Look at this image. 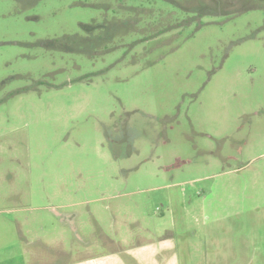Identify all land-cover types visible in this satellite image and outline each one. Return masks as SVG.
I'll return each mask as SVG.
<instances>
[{"label":"rangeland","instance_id":"rangeland-1","mask_svg":"<svg viewBox=\"0 0 264 264\" xmlns=\"http://www.w3.org/2000/svg\"><path fill=\"white\" fill-rule=\"evenodd\" d=\"M233 1L243 12L132 46L169 7L168 25L188 12L164 0H0L1 245L19 229L74 244L44 264L84 256L56 207L89 222L79 231L94 228L91 213L187 230L186 264H264V9Z\"/></svg>","mask_w":264,"mask_h":264},{"label":"crops","instance_id":"crops-1","mask_svg":"<svg viewBox=\"0 0 264 264\" xmlns=\"http://www.w3.org/2000/svg\"><path fill=\"white\" fill-rule=\"evenodd\" d=\"M53 214L65 227L75 228L74 233L79 239L78 243L83 245L81 252L84 256L66 261L54 260L49 264H186L182 260L183 257L184 259L193 257L191 252L184 256L186 248L189 249L187 246L189 239L185 236L187 230L182 229L180 232L178 229V232L168 230L167 233H161L153 224L147 222L146 217L140 221L114 213L106 218L91 213L90 223L94 228L89 231L84 230L89 228V222L78 226L80 214L76 211L65 213L55 207ZM82 226L84 228L79 231ZM22 231L16 230L20 232L22 240L16 239L15 242L4 246L0 244V264H44V260H53L52 258L55 257L51 253L62 255L76 249L73 248L72 243H70L71 248L68 249L66 245H55L44 239H23ZM17 249L22 256H17ZM194 250L196 251V247Z\"/></svg>","mask_w":264,"mask_h":264},{"label":"trees","instance_id":"trees-1","mask_svg":"<svg viewBox=\"0 0 264 264\" xmlns=\"http://www.w3.org/2000/svg\"><path fill=\"white\" fill-rule=\"evenodd\" d=\"M153 1H157V0H142V2H144L143 4H152ZM159 1V0H158ZM166 3H170L172 4V6L175 8V10H186L188 12V16L187 18H185L184 20H180V24H178V22L174 25H168L166 24V22L171 21V16H173L171 14V8L169 7V5H167L169 7V12L165 11V15H164V19H163V23L161 24L162 27H160L159 31H157L155 34H151V35H145L142 38H139L138 40H136L132 46L135 43H139L142 41H147L151 38H157L160 37L161 35L175 30V29H180L182 27H184L185 25H190L193 22L199 20L201 17H203L204 15L209 16V15H218V14H223V15H229V14H238L240 12H243L241 9L238 8V6L235 5V2H230L232 0H210V2L206 1V0H200L199 1V6H194L191 7L189 4H185V3H181L179 0H164ZM190 1L191 0H185V2ZM184 2V1H183ZM234 3V4H232ZM261 3L263 4H259L256 3V5L252 6L258 9H264V0L261 1ZM111 5V4H110ZM239 9V10H238ZM174 10V11H175ZM248 10V9H247ZM159 17H161V9H159L156 12ZM150 18H152V16L150 15ZM176 17L174 16V19ZM153 19V18H152ZM151 19V20H152ZM167 25V26H166ZM150 33V32H149ZM148 33V34H149Z\"/></svg>","mask_w":264,"mask_h":264},{"label":"flooded vegetation","instance_id":"flooded-vegetation-1","mask_svg":"<svg viewBox=\"0 0 264 264\" xmlns=\"http://www.w3.org/2000/svg\"><path fill=\"white\" fill-rule=\"evenodd\" d=\"M44 82H42V81H37V82H35V84L38 86V85H41V84H43Z\"/></svg>","mask_w":264,"mask_h":264}]
</instances>
